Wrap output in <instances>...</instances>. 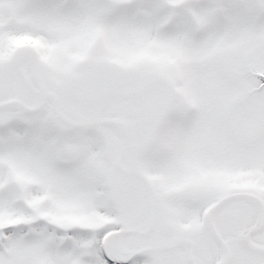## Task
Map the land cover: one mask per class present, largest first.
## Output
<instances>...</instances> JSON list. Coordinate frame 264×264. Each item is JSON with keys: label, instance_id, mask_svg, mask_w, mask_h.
I'll list each match as a JSON object with an SVG mask.
<instances>
[{"label": "snow or ice", "instance_id": "snow-or-ice-1", "mask_svg": "<svg viewBox=\"0 0 264 264\" xmlns=\"http://www.w3.org/2000/svg\"><path fill=\"white\" fill-rule=\"evenodd\" d=\"M0 264H264V0H0Z\"/></svg>", "mask_w": 264, "mask_h": 264}]
</instances>
